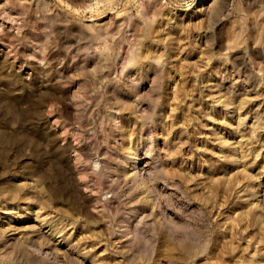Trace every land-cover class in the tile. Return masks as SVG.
Here are the masks:
<instances>
[{
	"label": "rangeland",
	"instance_id": "obj_1",
	"mask_svg": "<svg viewBox=\"0 0 264 264\" xmlns=\"http://www.w3.org/2000/svg\"><path fill=\"white\" fill-rule=\"evenodd\" d=\"M0 264H264V0H0Z\"/></svg>",
	"mask_w": 264,
	"mask_h": 264
},
{
	"label": "bare ground",
	"instance_id": "obj_2",
	"mask_svg": "<svg viewBox=\"0 0 264 264\" xmlns=\"http://www.w3.org/2000/svg\"><path fill=\"white\" fill-rule=\"evenodd\" d=\"M134 163H136V161Z\"/></svg>",
	"mask_w": 264,
	"mask_h": 264
}]
</instances>
